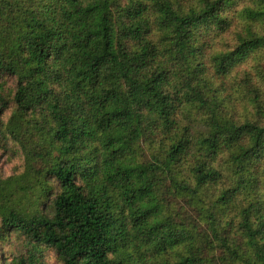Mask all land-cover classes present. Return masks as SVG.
<instances>
[{"label": "trees", "instance_id": "1", "mask_svg": "<svg viewBox=\"0 0 264 264\" xmlns=\"http://www.w3.org/2000/svg\"><path fill=\"white\" fill-rule=\"evenodd\" d=\"M11 149L9 264H264V0H0Z\"/></svg>", "mask_w": 264, "mask_h": 264}, {"label": "rangeland", "instance_id": "2", "mask_svg": "<svg viewBox=\"0 0 264 264\" xmlns=\"http://www.w3.org/2000/svg\"><path fill=\"white\" fill-rule=\"evenodd\" d=\"M23 168L22 157L14 153L12 149L4 154L0 152V171L4 178L21 174ZM10 237V240L0 243V264H9L14 256L19 255V252H24L21 243L14 239L15 236L11 235ZM39 255L42 264H59L54 253L50 250L45 249Z\"/></svg>", "mask_w": 264, "mask_h": 264}]
</instances>
